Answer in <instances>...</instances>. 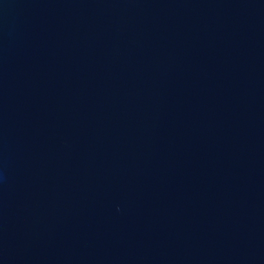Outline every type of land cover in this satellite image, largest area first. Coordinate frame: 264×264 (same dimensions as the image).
Instances as JSON below:
<instances>
[{
	"label": "water",
	"instance_id": "95a60500",
	"mask_svg": "<svg viewBox=\"0 0 264 264\" xmlns=\"http://www.w3.org/2000/svg\"><path fill=\"white\" fill-rule=\"evenodd\" d=\"M0 264H264V0H0Z\"/></svg>",
	"mask_w": 264,
	"mask_h": 264
}]
</instances>
